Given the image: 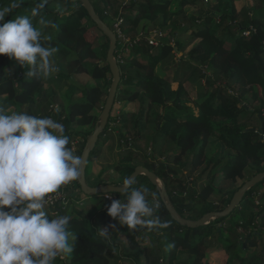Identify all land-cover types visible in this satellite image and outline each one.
I'll use <instances>...</instances> for the list:
<instances>
[{
  "label": "trees",
  "instance_id": "obj_1",
  "mask_svg": "<svg viewBox=\"0 0 264 264\" xmlns=\"http://www.w3.org/2000/svg\"><path fill=\"white\" fill-rule=\"evenodd\" d=\"M91 1L115 32V22L121 18V29L133 42L126 46L118 37L116 51L120 68L123 63L129 64L133 72L125 75L121 70L115 103L128 98L130 108L127 107L125 115L123 112L111 114L101 135L103 142H109L116 123L134 133L128 136L120 130L119 161L110 167L112 171L102 170L96 184L123 185L138 165H144L165 181L172 204L183 217L197 220L207 212L223 210L247 180L264 171V0H254L251 7L244 6L240 11L236 0H180L178 10L172 12L168 5L172 0L166 3L165 0ZM14 2L20 0H0V9L12 8ZM38 3L39 0H22L21 6L12 8L5 21L18 15L30 17L42 33V44L58 49L51 60L59 70L46 79L27 78L28 68L0 54V108L5 112L13 108L12 113L51 117L63 124L64 134L70 141L68 147L73 149L72 143L78 139L73 152L81 156L112 84L113 75L107 61L110 40L91 19L81 0H48L33 16ZM41 17L50 23L40 25ZM154 24H159L160 29L172 25L170 35L162 38L156 48L150 45L147 31L148 26ZM186 26L190 32L189 41L182 42L177 32L179 27ZM243 31L250 34L245 36L241 34ZM137 38L138 43H134ZM196 40L198 42L177 63L171 64L172 53L186 51ZM128 46L133 48L135 56L126 62L120 50L124 54V47ZM159 64L164 66L165 73H156ZM82 74L90 76L94 84L80 85L76 77ZM132 75L134 78L131 79ZM185 82L197 88L195 99L189 97ZM244 82L248 84L244 86ZM133 83L135 90L124 97L126 91H131L129 85ZM175 83H178L177 88ZM260 85L262 98L258 92ZM254 100H260L259 107L250 109L246 103ZM258 113L262 118V129L259 130L254 122L260 120ZM148 122L155 125L154 133L170 136L175 142L178 151L174 159H169L168 155L164 159L155 157L157 164L152 159L140 158L144 153L139 142L147 137L144 129ZM111 125L116 126L112 128ZM211 137L223 142L224 151L199 175L200 179L204 176L207 179L198 193L170 170L178 173L183 167L194 172L201 167ZM96 147L88 160L87 181L89 174L91 176L89 165L101 153ZM185 155L190 160L184 164L181 161ZM214 168L218 171L213 172ZM247 171L252 173L249 178ZM110 172L117 176L114 182L105 179L109 176L111 180ZM219 179L242 183L226 195L216 185ZM142 186L149 189V203L160 205L155 209L154 217L162 223L167 222L169 227L130 229L121 226L108 215V206L115 199L127 203L125 192L107 193L112 196L111 201L103 195V199L97 201V206L102 209L96 213L80 209L67 213L71 200L83 191L78 179L61 186L59 191L66 193L68 207L58 205L47 213L50 219L61 214L70 217L68 243L73 251L67 257H58L54 264H122L119 261L123 257L136 259V264H210L211 254L218 251H221L219 259H227L224 264H264V204L256 205L253 198L254 192L264 186V181L247 191L231 214L197 227L176 221L156 186L145 175L138 176L131 185L132 188ZM218 191L222 193L220 199L211 200ZM102 229L108 230L107 236L100 235ZM119 234L125 235L123 244L128 243L130 249L127 255L116 251ZM145 239L147 242H142ZM259 244L263 245L261 251L256 250ZM250 246L255 248L251 253H255L256 262L243 254ZM179 252L187 254L184 261L178 260Z\"/></svg>",
  "mask_w": 264,
  "mask_h": 264
},
{
  "label": "clouds",
  "instance_id": "obj_2",
  "mask_svg": "<svg viewBox=\"0 0 264 264\" xmlns=\"http://www.w3.org/2000/svg\"><path fill=\"white\" fill-rule=\"evenodd\" d=\"M21 2H14L12 8ZM47 2L39 0L33 16ZM12 8L0 9V54L28 68L27 78L50 77L59 70L51 60L58 49L42 44V33L30 17L18 15L5 21ZM46 23L50 22L39 19L40 25ZM64 132L63 124L51 117L6 114L0 108V264H54L73 251L68 243L70 217L61 214L50 219L45 210L48 195L77 180L84 165L83 158L68 147ZM133 183L131 178L124 180L121 190L127 193V203L112 200L108 215L130 229L169 227L154 217L160 205L149 203V189L132 188ZM108 233L102 229L100 235Z\"/></svg>",
  "mask_w": 264,
  "mask_h": 264
},
{
  "label": "rangeland",
  "instance_id": "obj_3",
  "mask_svg": "<svg viewBox=\"0 0 264 264\" xmlns=\"http://www.w3.org/2000/svg\"><path fill=\"white\" fill-rule=\"evenodd\" d=\"M170 0H165V3L166 2H169ZM168 5L169 6V10L172 12V11H175V10H178V7L180 5V0H172ZM116 24V22H115ZM168 29L166 28H163L161 27V29L159 28V24H154V25H149L148 26V29L147 31H149L150 35H154L156 37H159V38H165L166 36L170 35V29H172V25H168ZM188 30V26L186 27H183V28H180L178 29V32H177V37H179V39H181L182 42H186V41H189V33L187 31ZM244 32H241V34L244 35ZM161 33V34H160ZM97 34L100 35L99 32H97ZM101 36V35H100ZM101 40H104V37L101 36ZM174 41V40H173ZM176 42L174 41V44ZM194 44V43H193ZM126 48L124 54L122 53V50H120V55L122 54L125 58H126V62L127 60H131L133 58V56H135V53H134V50L133 48H129V47H124V49ZM156 48V47H154ZM188 50V49H187ZM186 51H179V52H175V53H172L171 54V60H172V63L171 64H175L177 63V61L180 60V58L186 54ZM52 59V58H51ZM53 62V61H52ZM15 63L18 64L19 62L15 60ZM54 64V63H53ZM141 64V61H139L138 63H136V65L139 67V65ZM54 66L56 67V64H54ZM162 67L164 66H161V64H159L157 67H156V73L157 74H163L165 73L164 70L162 69ZM131 69H133L132 67H129V64H125L123 63L122 66H121V70H122V74H127L129 71L133 72ZM23 73V72H22ZM22 73L20 74V76H22ZM57 73V72H55ZM134 78V75H132L131 79ZM76 81L82 85V86H91L92 84H94V82L92 81V79L90 78V76L86 75V74H82V75H79L76 77ZM186 84V83H185ZM184 84V86H185ZM130 88H131V91L129 92H125L124 93V97H127L128 96V93H131L133 90H135V83H133L132 85H129ZM175 86H177V84H175ZM126 88V86H125ZM177 88V87H176ZM188 88H190L189 84H187V86H185V89L187 90ZM187 92L189 93V97L191 99H195L197 97V89H190V90H187ZM122 92L119 93V95L121 94ZM128 99V98H127ZM127 99L124 101H119L117 103H115V106L113 108V111H112V114L115 115V114H120L123 112V115L126 114L127 112V107L128 109L130 108V103L127 101ZM12 110L13 108H9V111L6 112V114L9 112L10 114L12 113ZM255 122V120H254ZM257 123V122H256ZM117 124V127L115 128V130L113 132H110L111 133V138L109 140V142H103V139H104V136L101 135V138L99 139V143L97 145V149L96 151L100 153V155L93 161L92 165L90 164L89 165V169H88V173L91 171V176L89 174L88 176V181L90 184H93L99 180V174L100 172L103 170H107V169H110L111 171L113 170V168H110L112 167L113 165H116L119 161V155L117 156V153L121 151L120 149V144H119V141H118V135L120 134V130H123L124 133L128 136H132L133 135V130L130 128H122V126H120L121 124L120 123H116ZM154 124L148 122L146 123V130L144 129V133L147 137L145 138H142L141 141L139 142L142 146V153L143 156H141L140 158L141 159H152L154 160L157 164H158V160L155 158V157H162V159L165 158V156L168 155L169 159H174V155H175V152L178 151V149L176 148V144L175 142H172L170 140V136H165V135H157L156 133H154V129H155V125L153 126ZM116 126V125H115ZM114 125H111L112 128L115 127ZM89 128V127H88ZM88 128H85L86 130H88ZM78 143V139L73 142V149L72 150H75L76 149V145ZM80 144V143H79ZM224 144L222 141L218 140L217 138L215 137H211V139L209 140V143L206 147V157L201 161L200 163V166L201 167H198L196 170H193L192 169H187V168H179V171H177L178 173H174L172 170L171 171V174L175 175V177H178L179 179H182L184 182H187L188 185L192 188H194L195 190L199 192H201V189H202V186L204 184V181L207 179L206 176H204V179H200V174L202 173V171L206 168V166L209 164L210 161H214L215 158H217L224 150ZM136 153V152H135ZM95 158V157H94ZM190 160V157L189 156H184L182 161L184 164L187 163L188 161ZM96 162V163H95ZM181 167V166H180ZM218 171V169L214 168V171L213 172H216ZM193 172V173H192ZM212 172V171H211ZM247 177L249 178L252 173L247 171ZM92 173H95V176L97 179L95 182H93V179H92ZM112 173L111 174V180H109V176L106 177L105 176V179L107 181H111V182H114L116 179H117V176L115 173L113 172H110ZM207 173V172H206ZM205 173V174H206ZM107 174V173H106ZM215 174V173H214ZM242 183V181H239L237 183H233L232 181L230 180H224V179H219L216 181V185H218L217 187H220V189H222V191L226 194V195H229L230 193H232V191H234L236 189V187L238 185H240ZM192 188V189H193ZM193 189V190H194ZM219 189V190H220ZM258 193V194H257ZM262 193V194H261ZM264 186H262V188L259 190V191H256L254 192V201H255V204L256 205H260L261 203L264 204ZM103 195L107 198V196L105 194H97V195H87L83 192H79V196L75 195L74 196V199L71 200L70 202V206L69 208L66 210L67 213H70V211H76L79 209L81 211H84V212H91V213H96L98 212V210L102 209L100 208L99 209V206H97V201L99 200V198L103 199ZM222 193H220L219 191L216 192L215 195H213L212 197L214 198H211V200L214 201V199L216 200H219L220 197H221ZM100 199V200H101ZM107 200L111 201L112 198H107ZM68 204V203H67ZM67 204H65V207L67 206ZM58 206V205H57ZM56 206V207H57ZM56 207H50L46 204L45 206V210L47 212H52L54 211V208ZM68 207V206H67ZM119 239H120V243H116V247L118 248L116 251L118 253H121V254H125L127 255L129 252H130V249L128 248V243L125 245L123 244V242L125 243L126 241V238H125V235L123 234H119ZM141 238V236H139V239ZM240 240H242V238L240 237ZM142 242H147V239H145L144 241ZM262 247L263 245L262 244H259L258 245V248H256V250L258 251H261L262 250ZM249 251L247 249H244L243 250V254L244 256L248 257V259H250V261H253V262H256V257H255V253H251L253 251V247H248ZM251 249V250H250ZM179 254V259L180 261H184L187 257V254H181L180 252L178 253ZM242 254V255H243ZM131 259L127 258V257H123L120 259V263L122 264H136V259L130 257ZM210 264H221V262L224 264L226 260L225 259H222L220 257L219 259V256L216 255V254H211L210 256Z\"/></svg>",
  "mask_w": 264,
  "mask_h": 264
},
{
  "label": "water",
  "instance_id": "obj_4",
  "mask_svg": "<svg viewBox=\"0 0 264 264\" xmlns=\"http://www.w3.org/2000/svg\"><path fill=\"white\" fill-rule=\"evenodd\" d=\"M84 7L88 11L91 19L97 24L98 28L109 38L110 44L107 53V61L110 65V70L113 75L112 84L109 88V93L103 107V111L100 114L99 120L96 124V127L92 135L87 140L85 148L82 152L81 157L84 160V165L81 169V174L78 178L79 184L82 191L87 195H97V194H107L112 192H122L121 188L123 185L115 184H99L96 186L90 185L87 181V166L88 160L91 152L95 149L97 142L100 138V135L106 129L110 116L112 114L113 108L115 106L116 96L118 92V87L121 82V68L116 57V51L118 47V36L116 32L101 18L97 13L91 0H81ZM263 133V132H262ZM264 137V135L262 136ZM140 175H145L153 185L158 189L160 196L165 203L167 209L169 210L172 217L182 225H188L190 227L203 226L210 223L213 219L217 217H224L232 213L236 206H238L243 200L247 191L255 187L257 184L264 181V171L257 173L249 180H247L234 194L230 203L220 211H210L205 213L202 217L197 220L189 219L183 217L177 209L172 204L169 193L166 188L165 181L159 177L157 173L150 170L144 165H138L134 172L129 176V178L134 181Z\"/></svg>",
  "mask_w": 264,
  "mask_h": 264
},
{
  "label": "built area",
  "instance_id": "obj_5",
  "mask_svg": "<svg viewBox=\"0 0 264 264\" xmlns=\"http://www.w3.org/2000/svg\"><path fill=\"white\" fill-rule=\"evenodd\" d=\"M122 19L119 18L115 24V28H116V34L119 38H121L125 45H132L133 42H131V39L128 38L126 35H124L122 29H121V23H122ZM161 34V33H160ZM250 32L249 31H245L244 35H249ZM157 36V35H156ZM154 35H150L149 37V43L150 45L157 47L161 41V38L156 37ZM139 38H137L134 43H138ZM129 47V46H128ZM258 194V193H257ZM262 194V193H261ZM107 198H112V196H110L109 194H106ZM47 205L50 207H56L57 205H65L68 203V199H67V195L64 191H58L57 193H53V194H49L47 197Z\"/></svg>",
  "mask_w": 264,
  "mask_h": 264
},
{
  "label": "crops",
  "instance_id": "obj_6",
  "mask_svg": "<svg viewBox=\"0 0 264 264\" xmlns=\"http://www.w3.org/2000/svg\"><path fill=\"white\" fill-rule=\"evenodd\" d=\"M212 1H215V0H212ZM254 4V0H236V6H237V9L240 11L244 6H249V7H251L252 5ZM263 20H264V17L262 18ZM198 41L196 40L195 42H193L194 44H191L187 49L189 50L193 45H195L196 43H197ZM186 49V50H187ZM187 50V51H188ZM186 83V82H185ZM175 84H178V83H175ZM175 84H174V86H175ZM187 84L188 83H186L185 84V86H187ZM248 83L247 82H244L243 83V85L244 86H246ZM189 86H190V88H188L187 90H192L193 88L194 89H197V88H195V86H192V84H189ZM177 86H175V88H176ZM259 97L260 98H262L263 97V93H262V86L260 85L259 86ZM259 101L260 100H254V101H249V103H246L247 105H249L248 107L250 108V109H255V108H257V107H259ZM257 118H260V120H258V119H256L255 120V127H256V129L257 130H259V129H262L261 128V121H262V118H261V113H258L257 114ZM257 122V123H256ZM211 139V138H210ZM96 163V162H95ZM92 179L93 180H96L97 178L96 177H94L95 176V173H92ZM102 184V183H101ZM96 185H98V184H96ZM93 186H95V184H93ZM106 198V197H105ZM216 255H220L221 254V251H218V252H216L215 253ZM222 259H225V257H223Z\"/></svg>",
  "mask_w": 264,
  "mask_h": 264
}]
</instances>
